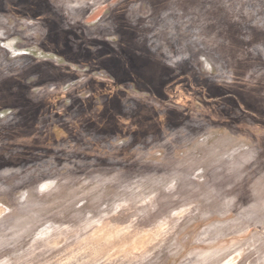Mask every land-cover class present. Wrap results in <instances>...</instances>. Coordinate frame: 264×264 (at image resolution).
I'll use <instances>...</instances> for the list:
<instances>
[{
    "label": "rangeland",
    "instance_id": "374dc122",
    "mask_svg": "<svg viewBox=\"0 0 264 264\" xmlns=\"http://www.w3.org/2000/svg\"><path fill=\"white\" fill-rule=\"evenodd\" d=\"M0 264H264V0H0Z\"/></svg>",
    "mask_w": 264,
    "mask_h": 264
}]
</instances>
